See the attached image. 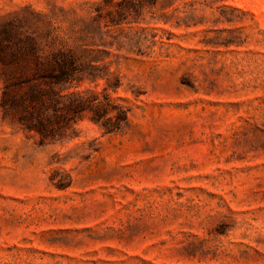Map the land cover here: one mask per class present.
Wrapping results in <instances>:
<instances>
[{"label": "rangeland", "instance_id": "374dc122", "mask_svg": "<svg viewBox=\"0 0 264 264\" xmlns=\"http://www.w3.org/2000/svg\"><path fill=\"white\" fill-rule=\"evenodd\" d=\"M5 29L85 50L128 121L42 141L0 106V264H264V0H0Z\"/></svg>", "mask_w": 264, "mask_h": 264}, {"label": "trees", "instance_id": "16d2710c", "mask_svg": "<svg viewBox=\"0 0 264 264\" xmlns=\"http://www.w3.org/2000/svg\"><path fill=\"white\" fill-rule=\"evenodd\" d=\"M28 35L5 29L0 36V106L13 112L23 128L37 131L42 141H59L74 129L77 119L88 115L106 133L127 125L128 108L104 103L96 93L78 92L83 82L101 77L85 50L60 45L39 55Z\"/></svg>", "mask_w": 264, "mask_h": 264}]
</instances>
